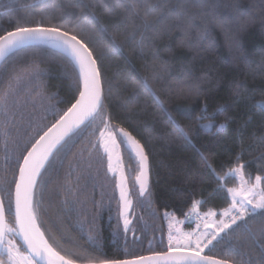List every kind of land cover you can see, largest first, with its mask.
Wrapping results in <instances>:
<instances>
[{
    "label": "trees",
    "instance_id": "trees-1",
    "mask_svg": "<svg viewBox=\"0 0 264 264\" xmlns=\"http://www.w3.org/2000/svg\"><path fill=\"white\" fill-rule=\"evenodd\" d=\"M36 23L88 43L101 70L106 118L114 129L130 132L148 157L151 195L141 196L135 154L119 144L134 186L127 230L118 171L108 170L99 143L100 119L46 166L34 202L40 204L38 222L46 238L62 255L90 263L165 252L164 211L184 219L195 201L201 202L200 212L228 209L226 189L238 181H218L201 154L221 177L243 164L246 180L260 176L264 189V108L258 106L264 101V0H0V35L17 24ZM113 34L122 51L113 45ZM77 71L63 53L44 45L18 49L0 65V97L11 83L8 115L0 114V193L6 207L36 130L46 129L74 102ZM176 124L189 139L176 134ZM249 219L254 228L264 223L259 211ZM8 222L13 223L10 215ZM233 229L237 225L203 253L230 259L236 248L258 256L243 229Z\"/></svg>",
    "mask_w": 264,
    "mask_h": 264
},
{
    "label": "snow or ice",
    "instance_id": "snow-or-ice-1",
    "mask_svg": "<svg viewBox=\"0 0 264 264\" xmlns=\"http://www.w3.org/2000/svg\"><path fill=\"white\" fill-rule=\"evenodd\" d=\"M129 7L134 14H139L135 11V4H130ZM91 17L93 20L98 19L94 11L91 13ZM112 43L118 50L122 51L121 46L116 43L115 34L112 36ZM32 44H46L69 58L78 70L74 83L76 96L71 106L54 123L46 129H37L36 135L31 138L30 148L27 150V154L22 156L23 163L19 165L18 177L14 180V196L12 193L9 194L7 207L3 197H0V264H77L71 255H62L49 243V239L46 238L41 224L38 222L40 204L34 202V194L37 188V179L41 176V170H46L45 165L51 168L61 152L70 151L74 137L92 127L95 121L100 119L103 130L99 131V143L107 154L108 170L119 171V184L117 186L126 214L132 205V201L128 196L127 177L121 164L119 144H127L135 154L138 164L135 180L139 184L138 192L141 196L145 193L151 195L148 186V157L144 153L143 146L130 132L123 128L114 129L111 122L106 118L101 70L97 65L93 50L84 39L52 25L45 26L42 23L31 26L17 24L13 31L0 35V62L17 49ZM36 75L39 76L41 73H36ZM15 79L18 80L19 77L17 76ZM143 83L147 88L146 79ZM9 90L11 91V83H9ZM10 91L0 97V114L5 117L8 115ZM258 106L264 108V101L260 102ZM170 120L172 123H176L171 116ZM202 126L211 127V125ZM220 127L223 128L224 125ZM175 131L178 136L189 139L188 132L179 124H176ZM3 134L9 135L6 125ZM117 135L122 137L120 141H117ZM201 158L217 176L218 181L226 177H239L241 180L238 189H226L232 195L230 209H225L222 213L224 217H227V220L215 223V231L196 235L194 240V234H179L174 237L170 232L168 249L164 253L138 256L132 259H100L93 264H264V223L254 228L249 219L254 220L258 211L261 217H264V189H260L259 192L256 191L260 188L261 177L256 176L255 183L249 186L243 177V164H238L236 168L230 169L225 177H221L212 169L208 157L201 154ZM64 203L67 205L69 201L65 199ZM200 203V201H195L194 208ZM9 215L13 218L12 224L8 222ZM207 215L211 217L215 216L216 213L210 210ZM237 221L243 223L237 224ZM128 223L129 220L125 215L126 230ZM232 225H237V229H243L250 246L258 248V256L242 252L236 248L230 249V259L201 255L220 233L225 232L226 229H231ZM205 226L207 227V224ZM237 229H233V232ZM18 239L22 241V244L17 243ZM189 248L190 251L187 250ZM213 249H209V251Z\"/></svg>",
    "mask_w": 264,
    "mask_h": 264
},
{
    "label": "rangeland",
    "instance_id": "rangeland-1",
    "mask_svg": "<svg viewBox=\"0 0 264 264\" xmlns=\"http://www.w3.org/2000/svg\"><path fill=\"white\" fill-rule=\"evenodd\" d=\"M243 177H244V180L247 181L244 174H243ZM236 179L238 181V186L236 188L238 189L241 185V180L239 177H236ZM247 183L249 186H251L252 184L255 183V180L253 182L247 181ZM260 189H263L262 182L260 184V188H258L256 191L259 192ZM229 194L232 200V195L231 193ZM230 207L228 209H230ZM209 211L200 212L196 206L195 208L193 207V209L189 212L187 217L184 219H179L173 216L170 212L164 211L163 217L165 219L166 226H167V238L169 237V233L171 232V234L174 237L179 234H194L193 235V240H194L196 235H201L203 233H211L215 231V223H218L221 220H227V217H224L222 215L224 210L220 212L213 211L216 213V215L211 216V217L207 215ZM188 223L192 225L187 226ZM206 224H207V227L205 226ZM220 236H221V233L217 236V238ZM168 244H169V241H168Z\"/></svg>",
    "mask_w": 264,
    "mask_h": 264
},
{
    "label": "water",
    "instance_id": "water-1",
    "mask_svg": "<svg viewBox=\"0 0 264 264\" xmlns=\"http://www.w3.org/2000/svg\"><path fill=\"white\" fill-rule=\"evenodd\" d=\"M62 30V29H61ZM62 31H64V30H62ZM32 45H44V46H47V47H49L48 45H46V44H32ZM28 46H31V45H28ZM51 48V47H50ZM52 49H54V48H52ZM18 50V49H17ZM55 50H57V49H55ZM58 51V50H57ZM15 52V51H14ZM13 53V52H12ZM12 53H10V54H12ZM9 54V55H10ZM8 55V56H9ZM7 56V57H8ZM6 57V58H7ZM6 58H5V60H6ZM4 60V61H5ZM4 61H2V62H0V65L4 62ZM83 127V126H82ZM124 145L126 146V148H127V150H129L132 154H134L130 149H129V147H128V145L127 144H125L124 143ZM27 154V153H26ZM25 154V155H26ZM119 155H120V157H121V164H122V166H123V169H124V173H125V176H126V172H125V165H124V157H123V153H122V151H121V147H120V145H119ZM23 163V161H21V164ZM46 166L47 165H45V168H46ZM44 171V169H42L41 170V174H42V172ZM148 176H149V171H148ZM17 177H18V174H17ZM127 177V176H126ZM39 178L40 177H38V179H37V183H38V181H39ZM117 181V185L119 184V171L117 172V179H116ZM137 184H138V182H137ZM138 187H139V184H138ZM127 188H128V196H129V198H130V191H129V185H128V182H127ZM14 190H15V185H14V189H13V196H14ZM36 190V189H35ZM117 192H118V196H119V201H120V217H121V221H122V223H123V226L125 227V225H124V221H125V215L127 216V219L129 220V223H128V225H127V228L128 227H130L131 226V224H132V219L130 218V213H131V210H132V206L128 209V211H127V213L125 214V212H124V207H123V202L120 200V190H119V187L117 186ZM0 197H2V195H1V193H0ZM19 240V239H18ZM19 242H20V244H22V241L21 240H19ZM188 251H190L191 249H187ZM166 252V251H165ZM158 253H164V252H158ZM155 253H151V254H146V255H142V256H151V255H154ZM201 255H206V254H204V253H201ZM134 258V257H133ZM128 259H132V258H128ZM77 264H93V262H90V263H80V262H77Z\"/></svg>",
    "mask_w": 264,
    "mask_h": 264
},
{
    "label": "flooded vegetation",
    "instance_id": "flooded-vegetation-1",
    "mask_svg": "<svg viewBox=\"0 0 264 264\" xmlns=\"http://www.w3.org/2000/svg\"><path fill=\"white\" fill-rule=\"evenodd\" d=\"M128 171H131V170H128ZM128 171L126 172V173H128ZM127 175V180H128V183H129V188H131V190H133L134 189V186H133V183H132V181H131V174L130 173H128V174H126ZM136 208H134V215H135V218L138 216V214L140 213V211H141V208H139L138 207V205L137 206H135ZM132 211V210H131ZM116 215H118V213L116 214ZM115 215V216H116ZM131 215H132V213H131ZM130 215V216H131ZM120 225V224H119ZM131 228V227H130ZM120 230H121V233L124 235V231H123V228L120 226V228H119Z\"/></svg>",
    "mask_w": 264,
    "mask_h": 264
}]
</instances>
